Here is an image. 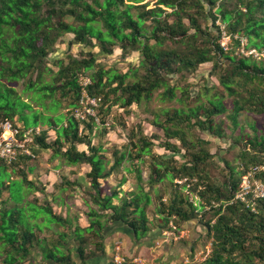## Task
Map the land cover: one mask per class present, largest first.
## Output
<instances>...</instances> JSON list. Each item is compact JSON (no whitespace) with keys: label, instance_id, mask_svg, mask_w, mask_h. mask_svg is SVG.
Returning a JSON list of instances; mask_svg holds the SVG:
<instances>
[{"label":"trees","instance_id":"16d2710c","mask_svg":"<svg viewBox=\"0 0 264 264\" xmlns=\"http://www.w3.org/2000/svg\"><path fill=\"white\" fill-rule=\"evenodd\" d=\"M223 30L232 35L228 51L219 42ZM67 33L73 34L71 42L88 50L82 57L60 58L54 71L48 65L49 55ZM243 41L246 49L264 52V0H0V121L18 124V118L24 128L40 123L41 111L35 110L33 122L25 112L32 105L18 93L15 85L20 81L22 92L32 91L33 99L45 109L66 108L43 117L48 129L56 132L53 141H47L48 129H43L35 143L62 156L69 165L90 166L88 192L96 206L89 207L87 225L75 224L49 201L42 204L26 198L25 189L32 190L36 184L22 164L36 156L20 154L12 163L0 159V264H34L35 252L43 258L38 264H94L106 253V229L111 224L127 226L137 239L149 234L151 191L156 183L166 181L169 185H163L156 203L163 222L160 227L177 231L183 223L198 219L211 242L206 258L188 264H264V196L252 191L245 199L237 196L248 168L264 165V134L248 141L249 147L246 144L237 156L238 164L226 161L223 179L211 172L210 141L191 134L199 128L223 136L215 116L229 110L224 93L216 92L188 111H165L158 126L166 139L158 142L169 153L154 151L162 137L147 134L142 124L130 130L124 149L112 151L110 166L102 143L93 141L107 134L106 128L97 130V126L109 125L107 116L115 105L129 115L134 104L149 101L162 89L163 100L191 98L189 85L174 79L175 75L185 77L211 62V72L233 97L230 118L236 126V142L241 143L246 135L238 126V115L242 111L264 114V58L239 53ZM95 47L104 54H113L118 47L125 56L139 51L140 64L131 73L106 69L97 62ZM47 73H52L50 81L45 79ZM81 74L91 79L89 94L99 98L97 116L82 121L73 115L80 106ZM130 76L134 78L129 80ZM48 99L52 101L44 103ZM146 163L147 179L141 166ZM121 168L135 172V188L108 191L100 180ZM256 176L264 182V169ZM126 181L123 175L121 184ZM63 182L68 187L77 184L68 178ZM185 188L196 194L197 202ZM4 191L9 193L6 199ZM52 224L62 228L53 235H41ZM103 264L116 263L113 258ZM121 264L136 263L125 258Z\"/></svg>","mask_w":264,"mask_h":264},{"label":"rangeland","instance_id":"374dc122","mask_svg":"<svg viewBox=\"0 0 264 264\" xmlns=\"http://www.w3.org/2000/svg\"><path fill=\"white\" fill-rule=\"evenodd\" d=\"M210 22L211 19H209ZM205 24L207 22L203 21V25ZM63 38V42H59L54 51L49 55L48 65L54 71H58L59 69L58 60L60 58L68 59L70 55L82 57L88 50L84 44L71 42L73 39V34L71 33L65 34ZM93 51L97 53L98 63H101L106 69L113 68L120 73H131L132 69L139 66L141 60L139 51H133L125 56L118 47L113 54H104L100 52L99 47H95ZM261 57L264 58V54ZM212 66L213 64L211 62H207L185 77L175 75L174 79L180 80V83L184 85L188 84L191 90L192 97L185 101H180L177 98L173 100L161 99L160 92L162 89L155 92L153 98L149 101L134 104L132 112L129 115H125L123 109L118 105L113 106L107 116L110 121L109 125L97 126V130L106 128L108 130L107 134L100 137L95 136L93 139L95 143L100 142L104 146L103 154L109 160L108 166L113 162L112 151L115 148L124 149L126 147L128 144L127 135L138 124H142L147 134L158 133L162 137L156 141L154 151L156 153H166L167 151L158 142L166 139L162 128L158 126V122L162 121L165 117V111L179 108L188 111L191 107H197L207 102L208 98L214 97L213 95L217 92L218 94H225L224 101L229 107L226 113L215 116L216 120L221 123L224 129L223 136L212 134L209 131H202L199 128L193 129V133L191 134L193 136L199 135L210 141L209 147L211 152L214 153V163L211 166V172L219 179H223L228 170L226 161L228 160L234 165L238 164L239 160L237 156L245 148L246 144L249 143L248 141L256 135L261 136L264 134V114L242 111L238 115V126L243 128L246 139L242 140L241 143L236 142L237 130L230 118L233 97L227 95L222 85H220L217 76L211 72ZM133 78V76H130L129 80ZM45 79L50 81L52 79V73H47ZM15 87L18 93L21 94L22 99L32 105V108L25 109L26 114L30 115L31 122H33V113L35 110L41 111L43 117L47 114L55 115V113L66 111V108L62 107L58 112H51L45 109L41 105V101L33 99L35 94L32 91L22 92L24 87L22 81L17 83ZM206 87H208V91ZM56 96L59 97V93ZM51 101L52 99H48L44 103L49 104ZM43 117L37 125L42 130L48 129V125L44 123L45 118ZM15 120L18 125L24 126V123L19 121L18 118ZM248 136L249 138H247ZM55 137L56 132L52 128L48 129L47 141H53ZM172 141H176V139H172ZM247 145L249 147V144ZM79 147L85 148L86 146L80 145ZM177 158L179 159V157ZM141 166L144 178L147 179L150 172L148 163L141 164ZM22 167L26 169L29 179L36 184V188L32 190L25 189L27 199L32 200L36 198L42 204L49 201L57 213L69 216L75 224L85 226L89 223L87 213L89 207L95 206V204L92 203L88 192L91 189L89 179L86 176L87 171L90 169L88 164L69 165L62 156L54 155L51 149L43 148L36 143V157L27 161V163H23ZM123 175L127 177V181L121 184ZM13 177L17 178V175L13 174ZM64 178L77 181V184H75V187H68L63 182ZM100 181L107 187L108 191L117 188L118 190L127 192L134 189L137 184L135 172H127L123 168L118 169L107 179H101ZM182 181L178 180L179 183H182ZM241 182L243 186H241L237 195L250 190L255 196H258L264 191V182L253 172L251 175L248 174L247 179L244 177ZM163 185L167 186L169 182L166 181L164 184L158 182L154 185L151 191L153 202L148 206V215L152 228L148 235L152 234L154 236L150 240L147 239V236L141 240L131 238L127 243L120 242V249H117V247L115 249V243L114 241L111 242V240L108 241L109 248L107 249V243L105 241L106 253L93 260L94 264H103L104 262L112 261L117 254L125 257L127 261L136 264H188L203 259L206 250L208 248L211 249V242L207 239L206 227L198 219L183 223L181 227H178L177 231L168 226L160 227V225H163V222L161 216L157 213L156 203L158 201V195L163 192ZM147 189L149 188L147 187ZM183 191L186 194L189 193L192 201H198L196 194L190 192L188 188H185ZM8 195L9 193L4 191L2 197L6 199ZM163 198L166 200L168 195H164ZM114 225L115 223L106 229V238L112 234V227ZM171 225L172 223H170ZM115 227H119L118 224ZM61 228L56 224H52L51 228L45 227L41 235H53V233ZM72 243L74 242L72 241ZM41 261H43L42 255L35 252L34 264H38Z\"/></svg>","mask_w":264,"mask_h":264},{"label":"built area","instance_id":"2783aa9c","mask_svg":"<svg viewBox=\"0 0 264 264\" xmlns=\"http://www.w3.org/2000/svg\"><path fill=\"white\" fill-rule=\"evenodd\" d=\"M218 23H220L218 21ZM237 37V35H235ZM221 47L228 51L232 45V35L228 34L223 30L220 39H219ZM239 53L249 55L254 54L257 57H260L264 52H259L255 48L246 49L243 41V45L239 49ZM79 83L81 86V95H80V106L73 111V115L79 120H85L89 116H97V108L99 106V98L96 96H92L88 92V86L91 84V79L88 75L81 74L79 77ZM0 159L8 163H12L16 161L20 154L35 157V137L36 135L41 134L42 129L38 126H31L28 128L21 127L18 124L13 123L10 120H2L0 121ZM82 130V127H81ZM261 169H264V165H252L243 176V179H247L248 174L257 173ZM178 181V180H177ZM181 181V180H179ZM243 186L242 182L240 183V188ZM250 190L244 192L243 194L237 195L241 199H245L246 194ZM264 196V191L261 195ZM117 249H120V245H117ZM211 249H207L204 253V258L209 254ZM202 259V260H203ZM125 258L117 254L114 256V261L116 264H121Z\"/></svg>","mask_w":264,"mask_h":264},{"label":"crops","instance_id":"0c3cea01","mask_svg":"<svg viewBox=\"0 0 264 264\" xmlns=\"http://www.w3.org/2000/svg\"><path fill=\"white\" fill-rule=\"evenodd\" d=\"M116 224H118L119 227H115ZM115 225H114V227H112L113 228L112 234H110L105 239V241L107 243V249L109 248L108 241H110V240H111V242L114 241V243H115V249H116L117 245H120V242H122V243L126 242L127 243L128 240H130L131 238L132 239H135L136 238L127 226L120 225V223H115ZM147 236H145V237H147V239L150 240L154 235L151 234V235H147ZM141 239L142 238H140L139 240H141ZM120 248H121V245H120Z\"/></svg>","mask_w":264,"mask_h":264}]
</instances>
